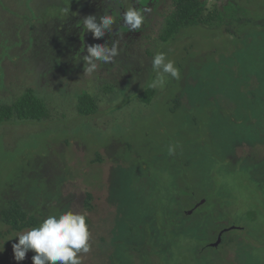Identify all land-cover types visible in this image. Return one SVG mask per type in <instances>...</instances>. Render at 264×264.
<instances>
[{"label": "rangeland", "instance_id": "1", "mask_svg": "<svg viewBox=\"0 0 264 264\" xmlns=\"http://www.w3.org/2000/svg\"><path fill=\"white\" fill-rule=\"evenodd\" d=\"M181 1L99 10L80 0H0V105L31 89L49 113L0 125V207L17 202L38 223L58 211L86 214L83 264H264V0H200L220 20L163 42ZM119 4L147 9L145 23L132 32L118 22L120 55L84 75L86 46L118 37L94 38L82 19L123 13ZM158 52L180 79L153 88ZM83 94L93 115L77 112ZM17 233L0 224V258L32 264V251L13 258Z\"/></svg>", "mask_w": 264, "mask_h": 264}, {"label": "clouds", "instance_id": "2", "mask_svg": "<svg viewBox=\"0 0 264 264\" xmlns=\"http://www.w3.org/2000/svg\"><path fill=\"white\" fill-rule=\"evenodd\" d=\"M69 9L65 8L67 14ZM134 5H129L123 13H113L111 9L102 15H88L82 19L84 32H91L94 38H103L106 33L115 37L111 45L96 43L86 46V54L80 57L83 62L84 75H92L101 64L112 63L120 55V39L123 33L118 27L113 33V27L120 23L128 31H138L145 23V12ZM121 21L123 22L121 24ZM84 51V50H83ZM151 65L156 72V77L151 87H164L166 77L174 80L180 79V70L175 62L167 58L163 52L156 53L151 59ZM169 154L175 152V146H169ZM18 242L11 245L15 261H23L26 253L32 251V264H83V255L91 251V233L84 213L58 211L42 218L38 225L17 233ZM9 238L8 240L12 239ZM6 240V241H8ZM3 246H0V252Z\"/></svg>", "mask_w": 264, "mask_h": 264}, {"label": "trees", "instance_id": "3", "mask_svg": "<svg viewBox=\"0 0 264 264\" xmlns=\"http://www.w3.org/2000/svg\"><path fill=\"white\" fill-rule=\"evenodd\" d=\"M93 5H95V3H93ZM219 20L220 18L217 12L205 14L200 0H182L181 3L173 9L170 16L166 18L161 39L163 42H167L171 40L181 28L193 25H212ZM152 95L153 90L149 88L142 95V99L148 103ZM76 109L81 116H90L96 112V105L90 95L83 94L78 98ZM48 115L46 103L31 89L23 92L21 96L10 104L0 105V125L9 123L14 119L22 122H40L48 119ZM262 165L264 170V163H262ZM90 199V194H87L85 207L89 205ZM183 212L187 214L188 211L184 210ZM87 223L89 225L88 219ZM0 224L7 227L10 231L21 232L25 229L37 226L38 222L19 203L12 202L9 203L8 206L0 207ZM222 231L224 230L222 229ZM215 240H217V236ZM0 264H5L1 258Z\"/></svg>", "mask_w": 264, "mask_h": 264}, {"label": "flooded vegetation", "instance_id": "4", "mask_svg": "<svg viewBox=\"0 0 264 264\" xmlns=\"http://www.w3.org/2000/svg\"><path fill=\"white\" fill-rule=\"evenodd\" d=\"M80 3L82 5H84V6L98 7L99 10H102L104 7H109L111 5L116 4L117 3V0H107V1H105V0H99V2H97L96 0H80ZM93 3H95V5H93ZM121 4L123 5V4H127V3H124V1H122ZM121 4H119V7L120 8H122V5ZM121 11H123V8L121 9ZM219 234L217 235V239H218Z\"/></svg>", "mask_w": 264, "mask_h": 264}, {"label": "water", "instance_id": "5", "mask_svg": "<svg viewBox=\"0 0 264 264\" xmlns=\"http://www.w3.org/2000/svg\"><path fill=\"white\" fill-rule=\"evenodd\" d=\"M230 229H233V228H229V229H227V230H230ZM224 231H226V230H224ZM224 231L220 232V234H219V236H218V239H217V241L213 244V246H217V245L219 244L220 236H221V234H222Z\"/></svg>", "mask_w": 264, "mask_h": 264}]
</instances>
